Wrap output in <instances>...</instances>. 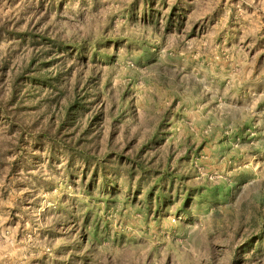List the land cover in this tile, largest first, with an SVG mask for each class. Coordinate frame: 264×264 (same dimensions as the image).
Masks as SVG:
<instances>
[{
    "label": "rangeland",
    "instance_id": "374dc122",
    "mask_svg": "<svg viewBox=\"0 0 264 264\" xmlns=\"http://www.w3.org/2000/svg\"><path fill=\"white\" fill-rule=\"evenodd\" d=\"M0 264H264V0H0Z\"/></svg>",
    "mask_w": 264,
    "mask_h": 264
}]
</instances>
